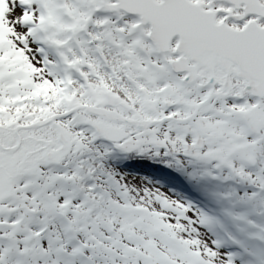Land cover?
<instances>
[{"label":"snow or ice","instance_id":"1","mask_svg":"<svg viewBox=\"0 0 264 264\" xmlns=\"http://www.w3.org/2000/svg\"><path fill=\"white\" fill-rule=\"evenodd\" d=\"M0 264H264V0H0Z\"/></svg>","mask_w":264,"mask_h":264}]
</instances>
